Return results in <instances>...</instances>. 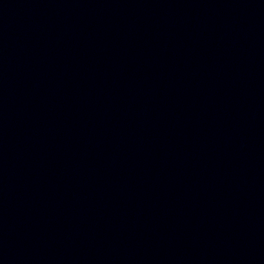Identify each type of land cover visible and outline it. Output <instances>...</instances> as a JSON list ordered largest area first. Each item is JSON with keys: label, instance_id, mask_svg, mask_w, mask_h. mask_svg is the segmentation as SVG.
<instances>
[{"label": "water", "instance_id": "water-1", "mask_svg": "<svg viewBox=\"0 0 264 264\" xmlns=\"http://www.w3.org/2000/svg\"><path fill=\"white\" fill-rule=\"evenodd\" d=\"M0 248L264 264V0H0Z\"/></svg>", "mask_w": 264, "mask_h": 264}]
</instances>
